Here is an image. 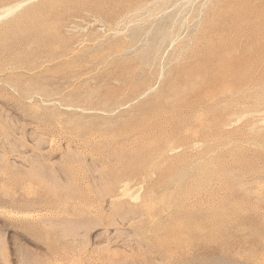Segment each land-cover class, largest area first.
Returning a JSON list of instances; mask_svg holds the SVG:
<instances>
[{
  "label": "rangeland",
  "instance_id": "obj_1",
  "mask_svg": "<svg viewBox=\"0 0 264 264\" xmlns=\"http://www.w3.org/2000/svg\"><path fill=\"white\" fill-rule=\"evenodd\" d=\"M26 1L0 0V264H264V0Z\"/></svg>",
  "mask_w": 264,
  "mask_h": 264
},
{
  "label": "bare ground",
  "instance_id": "obj_2",
  "mask_svg": "<svg viewBox=\"0 0 264 264\" xmlns=\"http://www.w3.org/2000/svg\"><path fill=\"white\" fill-rule=\"evenodd\" d=\"M27 1H28V0H27ZM27 1H26V2H27ZM21 3H22V2H21ZM16 5H18V4H16ZM16 5H15V6H16ZM10 6H11V5H10ZM13 8H14V7H13ZM5 10H6V9H5ZM5 10H4V11H5ZM7 10H8V11L11 10L9 6L7 7ZM11 12H12V11H11ZM122 184L124 185L123 182H122ZM125 185H126V184H125ZM121 188H122V187H121ZM119 189H120V188H119ZM123 189H124V186H123ZM126 190H127V189H126ZM119 191H120V190H119ZM123 192H124V191H123ZM123 192H122V193H123ZM112 193H113V192H112ZM124 194H126V192H125ZM130 194H131V193H130ZM117 197H118V196H117ZM111 199H113V198H111Z\"/></svg>",
  "mask_w": 264,
  "mask_h": 264
}]
</instances>
